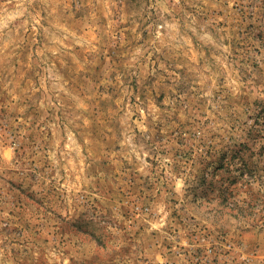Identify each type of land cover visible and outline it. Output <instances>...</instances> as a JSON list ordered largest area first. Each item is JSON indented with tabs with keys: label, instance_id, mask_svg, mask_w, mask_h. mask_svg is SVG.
Wrapping results in <instances>:
<instances>
[{
	"label": "rangeland",
	"instance_id": "1",
	"mask_svg": "<svg viewBox=\"0 0 264 264\" xmlns=\"http://www.w3.org/2000/svg\"><path fill=\"white\" fill-rule=\"evenodd\" d=\"M0 264H264V0H0Z\"/></svg>",
	"mask_w": 264,
	"mask_h": 264
}]
</instances>
